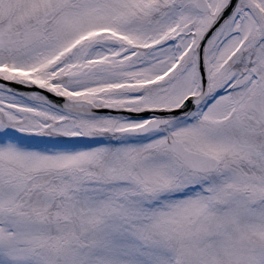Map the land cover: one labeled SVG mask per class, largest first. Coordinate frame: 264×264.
<instances>
[{
	"label": "snow or ice",
	"instance_id": "6c2138e0",
	"mask_svg": "<svg viewBox=\"0 0 264 264\" xmlns=\"http://www.w3.org/2000/svg\"><path fill=\"white\" fill-rule=\"evenodd\" d=\"M0 264H264V0H0Z\"/></svg>",
	"mask_w": 264,
	"mask_h": 264
}]
</instances>
